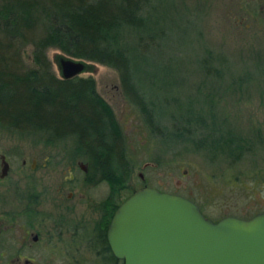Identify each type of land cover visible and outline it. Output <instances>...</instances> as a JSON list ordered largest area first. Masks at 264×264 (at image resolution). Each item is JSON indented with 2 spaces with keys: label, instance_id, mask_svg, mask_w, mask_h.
Returning a JSON list of instances; mask_svg holds the SVG:
<instances>
[{
  "label": "rangeland",
  "instance_id": "1",
  "mask_svg": "<svg viewBox=\"0 0 264 264\" xmlns=\"http://www.w3.org/2000/svg\"><path fill=\"white\" fill-rule=\"evenodd\" d=\"M141 12L145 28L125 27L124 35L129 47L136 46L141 36H153L150 51L136 59V80L147 100L162 107L156 115L161 118L159 125L172 129L183 122L189 108L205 114L213 110L218 123L253 144L251 152L237 161L189 141L166 142L151 131L139 107L128 99L119 72L86 60L88 68L79 76L96 80L97 90L114 109L125 136L130 172L116 197L118 203L150 186L189 197L214 221L227 215L250 218L264 211V0H149ZM33 51L31 43L21 46L27 68L36 67ZM47 55L59 77L60 57L79 59L56 47L49 48ZM2 155L10 163L9 173L0 176L2 217L4 213L10 217L14 209L25 211L32 203L34 232L43 219H60L59 213H69L65 217L73 219L74 226L80 219L98 223L105 217L112 185L92 159L78 150L76 137L56 139L47 131L26 133L0 126ZM80 165H86L88 172ZM71 172L80 182L76 188L70 184L63 190L68 207L55 209L57 186ZM86 178L92 179L87 185L83 184ZM71 190L70 199L67 192ZM69 206L74 209L68 210ZM24 217L16 221V230L5 232L8 244L21 246V255L30 254L32 248L38 264L103 263L86 244L75 250L71 246L70 240H84L90 232L53 235L50 243L59 247L55 253L44 250L47 237L31 245V238L24 236ZM14 233L16 242L10 237ZM7 254L3 264L6 259L18 264L13 251Z\"/></svg>",
  "mask_w": 264,
  "mask_h": 264
},
{
  "label": "trees",
  "instance_id": "2",
  "mask_svg": "<svg viewBox=\"0 0 264 264\" xmlns=\"http://www.w3.org/2000/svg\"><path fill=\"white\" fill-rule=\"evenodd\" d=\"M0 126L19 132L47 131L56 139L76 137L78 150L112 185L125 187L130 172L125 136L114 109L92 77L64 79L52 71L47 50L115 68L128 99L166 142L185 140L211 152L242 159L253 142L208 114L189 108L183 122L161 127V108L148 101L136 77V59L150 51L153 36L129 47L125 27L145 28L149 0H0ZM34 45L35 68H27L21 46ZM252 143V144H251ZM113 262V263H112ZM117 259L109 256L108 264Z\"/></svg>",
  "mask_w": 264,
  "mask_h": 264
},
{
  "label": "water",
  "instance_id": "3",
  "mask_svg": "<svg viewBox=\"0 0 264 264\" xmlns=\"http://www.w3.org/2000/svg\"><path fill=\"white\" fill-rule=\"evenodd\" d=\"M59 68L62 78L71 79L88 63L60 57ZM1 159L3 178L9 162ZM108 242L124 264H264V211L214 221L189 197L145 186L115 211Z\"/></svg>",
  "mask_w": 264,
  "mask_h": 264
},
{
  "label": "flooded vegetation",
  "instance_id": "4",
  "mask_svg": "<svg viewBox=\"0 0 264 264\" xmlns=\"http://www.w3.org/2000/svg\"><path fill=\"white\" fill-rule=\"evenodd\" d=\"M7 159V158H6ZM9 162V161H8ZM36 163V160L34 161ZM0 165H2V159L0 157ZM32 167L35 168V164L32 165ZM82 171L84 172H88V169L86 168V165H80ZM10 170V163H9V169L7 174L9 173ZM6 174V175H7ZM1 175V174H0ZM5 175V176H6ZM4 178V177H3ZM90 181H92V179H84L83 184L87 185ZM79 179L77 177V175L73 172H71V175L65 179L64 182H61L58 186H57V194H56V201L53 204L55 209H63V208H67L68 206L65 205L64 199H63V190L64 188H66V186L70 185L72 186V188H76L77 184L79 183ZM75 183V185H74ZM120 190V191H119ZM123 190V187H117L114 190V194H113V190H111L110 196L112 197V200L110 201H106L105 203V217L100 218L101 221H99L98 223H95V221H91L90 219H80L78 222H76L75 226L72 224V222L74 221L73 219H70L69 217H65L67 215H70L69 213H59V216L61 217L60 219H54V221L50 222L51 220L49 218H45L42 220V222L40 223V228H38V231L34 232L35 226L33 222V207H32V203L29 204V207L25 208V211L19 210V209H14L12 211H9L10 213V217L7 216L6 213H4V215L6 217H2L3 212H2V207H1V198L2 195L0 193V264H3V258L6 257L8 254L7 252L11 250V253L13 251V254L17 257V261L18 264H38V262L36 261L35 255L36 253H34V251H32V248L30 250V254H26V256L21 255L18 252H21V246H15L14 244H8L9 243V238L6 237L5 232L7 231H13L16 230V221L23 218L24 216V220L27 224V230L25 231V238L26 240L31 238V245L33 244H37L38 242H40V240H44L46 239V237L48 238V245L45 247L44 250H46L47 252L51 251L52 253H55V250H58L59 247H53L52 244L50 242V239H52L55 235L59 234H63V233H71L72 235H83L85 232H90V236L87 237L89 235V233H86L84 235V240H78L77 238H74L75 236H73L74 240H70L72 241L73 245V249H82L81 247L84 246L85 244L88 246L89 249L95 251L100 257H101V261H103L102 264H108V258L109 256H114L111 247L109 245L108 242V228H109V224L111 222V219L115 213V211L117 210V208L119 207V204L116 197L119 198V194L120 192ZM74 196V191H68L67 192V197L68 198H72ZM34 198L39 199L38 195H36ZM110 198V197H109ZM114 198V199H113ZM73 206V205H72ZM69 206L68 210H73L74 207ZM108 208H110L108 210ZM109 212V213H108ZM7 219H8V223L7 224ZM22 220V219H21ZM32 221V222H31ZM39 225V224H38ZM77 226V227H76ZM14 227V229H13ZM74 227V228H72ZM89 230V231H88ZM54 235V236H53ZM10 237H12L13 241L16 242L18 241L17 239V235L14 233L12 234ZM83 239V238H82ZM87 239V240H86ZM79 241V244H76L78 247L75 246V243H77ZM20 248V249H19ZM14 249V250H13ZM63 250V252H66V249L64 247L61 248ZM115 257V256H114ZM23 258V259H22ZM116 258V257H115ZM117 259L116 264H124L122 260ZM113 263V262H112ZM110 263V264H112ZM5 264H9V261L6 259L5 260ZM17 264V263H16Z\"/></svg>",
  "mask_w": 264,
  "mask_h": 264
}]
</instances>
